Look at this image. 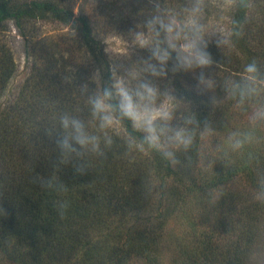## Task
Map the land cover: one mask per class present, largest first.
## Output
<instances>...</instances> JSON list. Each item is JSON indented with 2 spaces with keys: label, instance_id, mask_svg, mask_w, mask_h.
I'll use <instances>...</instances> for the list:
<instances>
[{
  "label": "trees",
  "instance_id": "16d2710c",
  "mask_svg": "<svg viewBox=\"0 0 264 264\" xmlns=\"http://www.w3.org/2000/svg\"><path fill=\"white\" fill-rule=\"evenodd\" d=\"M78 1L0 0V33L5 31V24L12 23L18 36L28 43L33 39L27 36L28 25L48 21L74 32L89 56V65L94 67L89 73L99 70L98 82L89 81L91 96L97 85L99 89L111 86L113 73L94 22L82 8L74 13ZM119 1L127 3L124 13H116L126 27L145 23L146 12L152 17L154 4H160L159 0ZM255 1L234 0L228 8L226 37L234 51L232 56L225 44L205 39L212 65L228 71L221 76L225 83L206 68L213 87L198 90L193 73L167 72L177 96L183 95L184 102L202 110L188 118L191 123L183 122L184 129L193 135L186 150L163 146L155 149L147 144L141 149L144 133L133 128L128 119L119 117L118 112L114 115L121 131L101 129L89 100L82 97L81 71L69 69L63 58L56 60L57 50L49 44L42 57L33 53L31 59L26 53L31 59L30 72L14 83L18 72L14 53L8 36L0 35V259L11 264H130L139 259L144 264H163L154 248V228L168 224L176 208L182 206L186 192L196 185L189 178L201 156L200 133L212 124L211 96L226 97L225 102L236 104L260 98L246 97L241 103L238 93L233 96L228 91L231 83H243L246 65L238 59L248 64L264 55V20L261 17L254 21L251 17ZM170 2L174 5L169 11L183 21L187 18L185 9L195 0ZM107 3L111 9L113 4ZM107 3L103 2V6ZM218 5V0H203L200 15L211 14ZM39 59L43 66H37ZM168 67L171 69L172 61ZM260 99L264 106V98ZM111 102L116 104L117 100ZM65 114L80 120L87 133L99 137L102 155L74 143L79 155L62 152L57 141L66 134L60 125ZM129 138L135 141L131 146ZM165 150L171 151L172 157H166ZM245 171L251 175L249 169ZM61 204L67 206L63 217L58 214ZM238 214L241 224L235 222L234 251L227 264H250L255 246L264 240V195ZM215 255L214 248L200 247L195 260L185 263L209 264Z\"/></svg>",
  "mask_w": 264,
  "mask_h": 264
},
{
  "label": "rangeland",
  "instance_id": "374dc122",
  "mask_svg": "<svg viewBox=\"0 0 264 264\" xmlns=\"http://www.w3.org/2000/svg\"><path fill=\"white\" fill-rule=\"evenodd\" d=\"M151 1L158 2V0ZM103 2L113 4L111 9L106 6L109 3L103 6ZM124 3L119 0H80L74 13L77 14L82 8L94 22L97 39L100 40L102 50L110 63L113 80L116 76L123 77L133 88L139 80L146 78L151 81L161 92L156 102L157 105L168 103L172 110L173 119L168 122L170 127L184 128L183 122L187 123L189 117H193L195 113L202 112V110L184 102L183 95L177 96L179 94L175 92L172 76L167 74L163 78L151 77L141 71L143 68L141 60L148 56V52L135 47V33L145 32L147 34L148 29L145 23L129 24L127 26L129 28L122 25L123 22L119 21L116 13L121 11L124 13L127 10L125 8L127 3H125L126 6ZM159 3L160 9L167 11L174 5L170 0H159ZM218 3V7L211 14L200 15L199 22L204 26V40L223 41L221 45L225 44L232 56L234 51L230 48L226 37L229 28L228 8L232 2L218 0ZM251 9V17L254 21L260 20L261 17L264 20V0H256ZM159 14L155 10L152 17ZM152 17L149 12H146L143 22ZM2 29L5 31L0 35L8 36L18 67L14 83H18L26 73L30 72L29 61L32 59V54L35 53L38 57H42L50 45L57 50L56 60L63 58L67 61L69 69L81 71L79 82L83 87L87 85L83 88L82 97L89 100L91 91L89 81L98 82L99 78H93L96 70L89 73L90 67L93 66L89 65V56L78 44L79 41L74 32L59 26L55 21L29 24L27 36L33 39L25 43V40L18 36L12 23L5 24ZM33 46L35 51L32 50ZM253 46L259 50L261 48L255 44ZM238 60H241L244 65L249 64L245 59L239 58ZM251 62L256 63L258 78L264 79V55ZM37 66H43L41 59L38 60ZM207 70L211 75H217L220 81L222 73H228L226 69L224 71L213 65ZM130 72L139 73V78L132 79ZM221 82L225 83L223 80ZM258 87L260 88L258 95L264 98V85H258ZM96 92L93 91L92 95ZM165 92L173 97L170 102L163 95ZM180 92L183 94L182 90ZM211 98L213 100L209 110H213L212 124L200 133L198 150L201 156L199 160H196L197 167L193 169V172L191 171L189 178V180H195L196 185L191 192H186L182 206L176 208V213L170 217L168 224L163 228H154L157 234L154 248L159 253L160 263L163 264H186V261L195 260L200 247L215 249L216 255L209 264H227L234 251V240L237 234L234 230L235 222L237 225L241 224L238 222V213L244 212L251 203L262 200L264 195V121H257L255 124L250 122L253 111L262 106L259 103L261 99L258 98L256 102L236 104L225 102L226 97L219 98L212 95ZM227 108L229 109L226 112ZM109 129L116 132L121 131L118 123ZM234 133L237 134L235 137H233ZM246 133H251V140L244 139ZM234 139L244 140L243 146L234 149L231 146ZM161 142L163 148L170 150L178 148L169 143L167 137ZM245 169H249L251 175L246 174ZM199 259L201 261V258ZM249 259L250 264H264V240L255 246ZM0 264L11 263L0 259ZM130 264L144 263L139 259L133 260Z\"/></svg>",
  "mask_w": 264,
  "mask_h": 264
},
{
  "label": "clouds",
  "instance_id": "9594fccd",
  "mask_svg": "<svg viewBox=\"0 0 264 264\" xmlns=\"http://www.w3.org/2000/svg\"><path fill=\"white\" fill-rule=\"evenodd\" d=\"M234 2V0H229ZM159 15L145 21L148 33L136 32L134 45L140 50H146L148 56L142 58L143 68L141 71L151 77L163 78L170 70L172 72H191L196 80L198 90H207L213 87V81L205 74L204 69L213 64L211 53L207 50L208 44L204 40V26L199 22V16L203 9V0H195L190 8L185 9L187 18L183 21L171 11L161 10L159 4H154ZM164 33L163 40L160 39ZM223 41H218L222 43ZM163 45V46H162ZM172 67L169 69V62ZM132 79H138L139 73L130 72ZM99 70L93 73V78H98ZM258 85H264V79H258V69L255 62L249 63L244 68L243 83H231L228 86L230 95L239 94L241 103L246 97L259 94ZM86 88L87 85H84ZM161 95L160 90L148 79L139 80L133 88L123 77L116 76L110 87H103L89 97L93 117L100 120L99 127L108 129L114 127L119 117L128 119L133 128L144 133L139 147L147 144L150 148L161 149V137L166 136L167 141L176 147L185 150L193 142V135L184 128H172L168 124L173 119V113L168 103L157 105V99ZM170 102L173 97L170 93H163ZM117 100L116 104L111 101ZM264 121V106L253 111L250 122ZM191 123V119L188 121ZM60 125L65 130V135L57 141L58 147L63 153H80L73 146L78 145L81 149L102 155L99 150V137L90 135L85 131L83 123L67 114L61 116ZM171 133L170 135H168ZM237 134H233L235 137ZM231 139V138H230ZM245 140H251V133L244 134ZM135 141L129 138L131 146ZM111 143V139H107ZM244 140L234 139L232 147L241 148ZM166 157H172L171 151H164ZM50 186V185H48ZM66 205H60L59 215L63 217ZM3 209H0L2 212Z\"/></svg>",
  "mask_w": 264,
  "mask_h": 264
}]
</instances>
